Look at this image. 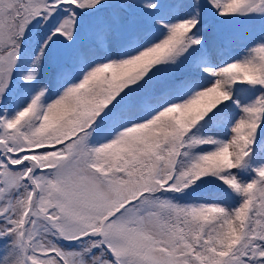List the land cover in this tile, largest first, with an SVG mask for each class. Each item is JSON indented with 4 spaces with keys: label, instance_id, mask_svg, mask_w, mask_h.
I'll use <instances>...</instances> for the list:
<instances>
[{
    "label": "snow or ice",
    "instance_id": "obj_1",
    "mask_svg": "<svg viewBox=\"0 0 264 264\" xmlns=\"http://www.w3.org/2000/svg\"><path fill=\"white\" fill-rule=\"evenodd\" d=\"M0 264H264V0H0Z\"/></svg>",
    "mask_w": 264,
    "mask_h": 264
}]
</instances>
